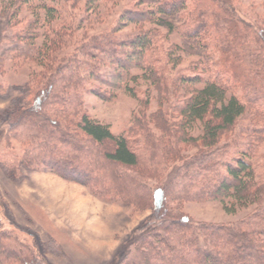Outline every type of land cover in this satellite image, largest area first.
Returning <instances> with one entry per match:
<instances>
[{"label":"trees","instance_id":"1","mask_svg":"<svg viewBox=\"0 0 264 264\" xmlns=\"http://www.w3.org/2000/svg\"><path fill=\"white\" fill-rule=\"evenodd\" d=\"M140 4L148 7L139 9ZM140 4L123 12L117 32L122 26L137 23L169 29L170 25L156 16L177 17L183 35L198 41L213 54L209 56L212 59L199 63L198 71L194 68L187 75L177 73L170 77L180 56H174L169 49L163 57L157 56L155 28L126 40L111 33L90 38L81 35V39L76 38L75 43L79 44L75 51L59 57L50 48L38 49L34 56L49 61L51 77L42 87H38L39 80L35 81L37 113L14 114L7 131L10 126L22 127L23 122L38 127L26 149L30 161L46 165L62 178L88 186L97 196L108 195L111 185L115 187L110 193L134 199L136 196L130 192L131 187L138 188L132 182L135 179L119 172V168L137 167L136 153L125 134H113L107 125L83 111L82 96L88 92L98 94L100 90L92 83L98 80L107 84L109 75L117 86L135 81L138 77L130 73L138 70L140 78L171 99L161 98L168 102L166 112L159 108L152 119L159 121L160 130L167 135L165 143L153 142L156 152L163 148L161 151L170 159L184 162L174 169L177 189H172L170 182L166 187L173 197L181 201L218 200L222 204L228 200L232 206L253 209L244 218L224 226L192 224L187 220L184 224L183 220H177L176 210L168 208L163 218L153 224V231L128 243L124 260L128 264H264V171L257 176V167L250 162L260 138L264 137V24L236 17L230 0H142ZM42 11L43 18L39 16L30 25L12 30L11 39L19 50L23 49L34 25L45 28L59 20L53 6H44ZM72 27L71 23L61 21L53 25L50 35L59 42L47 44L56 47L68 32L72 38ZM123 87L130 97L136 98L135 88ZM180 89L188 94L178 97ZM140 104L138 108L143 112L133 121V126L147 135L146 121L142 118L148 102ZM248 109L253 113V122L241 124L235 131ZM167 113L176 115L172 122L164 120ZM196 126L200 134L193 138L191 132ZM229 133V138L220 145ZM105 143L110 147L101 152ZM176 143H200L204 150L184 161L183 155L177 154ZM103 164L108 166L105 168ZM115 168L118 174L113 172ZM90 173H96L97 177L89 179ZM227 207L224 205V209ZM171 226L176 230L166 233ZM3 238H7L6 233L0 235V247L9 255ZM144 242L148 251L143 249Z\"/></svg>","mask_w":264,"mask_h":264},{"label":"rangeland","instance_id":"2","mask_svg":"<svg viewBox=\"0 0 264 264\" xmlns=\"http://www.w3.org/2000/svg\"><path fill=\"white\" fill-rule=\"evenodd\" d=\"M17 2H20L19 10L15 8ZM140 2L142 0H0V235L7 234V240L3 238L2 243L11 251L10 256L6 255L0 247V264H128L124 260L128 243L153 231V224L163 218L168 208L176 210L177 220H183L184 224L187 220L192 224L224 226L244 218L253 209L232 206L228 200L222 204L218 200L181 201L173 197L166 187L170 182L172 189H177L179 185L173 176L174 169L184 162L170 159L161 151L163 148L156 152L153 143L156 140L165 143L167 140V135L159 128V121L152 116L159 108L166 112L168 102L161 101V98L168 96L156 91L145 78H140L138 70L130 73L138 77L135 81L117 86L109 75L107 84L98 80L92 83L100 90L98 94L88 92L82 96L83 111L93 120L107 125L113 134H125L136 153L137 167L119 168V172L135 179L132 182L137 184V190L131 187L132 192L128 191L136 196L135 200L110 193L115 187L111 185L108 195L101 193L97 196L88 186L62 178L46 165L30 161L26 157V149L33 142V133L38 132V127L23 122L17 129L9 125L10 130L7 131V124L14 114L37 113L34 111L35 81L39 80L41 84L37 86L42 87L48 76L51 77L50 67L47 68L49 61L34 56L38 49L50 48L59 57L73 53L79 44L75 43L76 38L81 39V35L90 38L111 33L126 40L155 28L153 39L157 56L163 57L168 49L174 56H180L170 77L180 73L187 75L194 68L198 71L199 63L213 55L198 41L183 35L181 21L177 17L156 16L162 18L163 23L167 22L169 29L163 25L155 27L152 23H137L120 26L121 30L117 32L123 12L139 6ZM230 5L236 17L249 23L264 24V0H230ZM44 6H53L59 20L45 28L38 23L34 25L28 33L29 38L24 40L23 49L19 50L11 39L12 30L16 26L30 25L39 16L43 18ZM147 7V4H140L137 8ZM60 21L72 24V38L68 32L56 47L48 45L47 42H59L50 33L52 26ZM125 85L135 88L136 98L125 92ZM187 94L183 89L177 92L178 97ZM144 101L148 102L142 118L146 121L147 135L133 126V121L143 112L138 107ZM252 115L248 109L236 124L235 131L241 124L253 122ZM165 116L164 120L169 122L176 117L168 113ZM191 134L197 138L199 126ZM230 135L226 134L219 144L225 143ZM200 146V143H176L177 154L181 153L184 161L190 160L204 150ZM109 147L110 144L105 143L100 148L101 152ZM250 162L257 167V176L264 171V137L260 138ZM106 165L103 164L105 168ZM116 168L113 172L118 174ZM95 176L96 173H90L88 177L92 179ZM77 178L80 179L79 176ZM224 205L228 206L227 209ZM167 229L165 232L169 233L175 228ZM145 243L143 249L148 251Z\"/></svg>","mask_w":264,"mask_h":264}]
</instances>
